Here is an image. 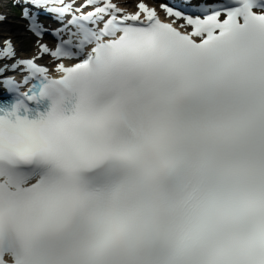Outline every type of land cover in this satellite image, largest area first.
<instances>
[{
    "label": "snow or ice",
    "instance_id": "snow-or-ice-1",
    "mask_svg": "<svg viewBox=\"0 0 264 264\" xmlns=\"http://www.w3.org/2000/svg\"><path fill=\"white\" fill-rule=\"evenodd\" d=\"M40 11L52 67L0 49V264H264V0Z\"/></svg>",
    "mask_w": 264,
    "mask_h": 264
},
{
    "label": "bare ground",
    "instance_id": "bare-ground-1",
    "mask_svg": "<svg viewBox=\"0 0 264 264\" xmlns=\"http://www.w3.org/2000/svg\"><path fill=\"white\" fill-rule=\"evenodd\" d=\"M129 7L131 8L132 7V5L130 4L129 5ZM162 13V12H161ZM14 25L15 24H9V22L8 21H6V22H4V23H0V27H8V26H10L11 28L12 27H14ZM0 47H5V46H0ZM1 49V48H0ZM35 49L36 50H39V45L38 44H36L35 45ZM22 56H18L17 55V58L16 59H30V58H33V57H35V56H30L29 54H27V53H23V54H21ZM16 59H8V61H10V63H0V67H4L5 65H3V64H6V65H11V64H14V63H16ZM4 59H0V61H3ZM37 62L39 63V64H41L42 66H46V67H52V64H53V58L52 57H50V56H47L45 59H44V57L43 56H38V59H37ZM2 65V66H1ZM10 74H12V75H10ZM22 74H23V70H21V71H13V70H9V72L7 73V75L9 76V77H15L16 79L17 78H19V77H21L22 76ZM0 78H2V79H4L5 77H0Z\"/></svg>",
    "mask_w": 264,
    "mask_h": 264
},
{
    "label": "rangeland",
    "instance_id": "rangeland-1",
    "mask_svg": "<svg viewBox=\"0 0 264 264\" xmlns=\"http://www.w3.org/2000/svg\"><path fill=\"white\" fill-rule=\"evenodd\" d=\"M21 1V0H20ZM12 13H14V14H17L16 12H14V8L12 7V4L10 3V1L9 0H0V14H4V15H11ZM14 20V19H13ZM14 22V21H13ZM21 34H23V33H21ZM27 38L28 37H24L23 35H18L17 36V45L19 46V47H21L20 45H21V43L23 42V41H26L27 40ZM28 40H29V38H28ZM23 52H27L26 50H23ZM33 51H31V52H27V54H29V55H33ZM36 53V52H35ZM34 53V54H35Z\"/></svg>",
    "mask_w": 264,
    "mask_h": 264
}]
</instances>
